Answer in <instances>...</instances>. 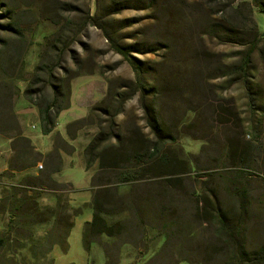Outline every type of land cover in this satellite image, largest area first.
I'll use <instances>...</instances> for the list:
<instances>
[{
    "label": "rangeland",
    "instance_id": "obj_1",
    "mask_svg": "<svg viewBox=\"0 0 264 264\" xmlns=\"http://www.w3.org/2000/svg\"><path fill=\"white\" fill-rule=\"evenodd\" d=\"M97 3L0 0V264H108L110 260L118 264H232L222 240L215 236V222L203 213V205L210 207L213 195L223 211L241 215L237 247L243 264L264 249V15L254 0H187V21L183 15L172 20L145 10H126L115 16V24L122 19L135 22L123 31L130 43L155 45L147 47L149 53L135 57L154 70L150 76L154 90L167 85L168 94L161 95L156 104L158 113L182 126L163 149L176 159L175 166L126 183L111 178L91 188L96 165L86 172L83 152L98 129L85 125L70 139L66 126L87 117L90 108L104 98L108 81L117 87L134 79L130 66L111 50L103 33L84 24ZM214 22L222 24L233 39L207 35L206 27ZM7 24L13 28L5 29ZM168 37L178 40L176 68L169 67ZM241 58L248 64L243 68L250 69L244 84L212 71L214 62L226 68ZM36 68H43L42 74H36ZM191 68L197 70L196 78ZM67 85L68 108L57 117L53 132L43 136L39 109L54 93L63 98ZM28 88L32 91L29 100L24 93ZM203 102L214 111L228 109L232 113L229 123L218 125L214 117L209 119ZM202 117L203 123L189 125ZM116 124L115 131L123 139L136 131L152 140L136 98L126 103ZM19 130L42 151H51L56 139L68 142L60 172L53 176L64 186L63 192L32 184L31 178L41 170L38 166L46 169L43 162L25 171L10 169L17 164L14 141ZM231 147L244 153L242 164L230 154ZM99 189L118 194L123 202L134 198H153V202L146 204L140 222L128 213L115 216L114 221H128L129 226L111 239H89L87 249L83 229L92 218L91 200ZM25 193L39 197L32 203L33 216L17 211ZM58 196L63 197L70 214L67 220L73 224L66 250L53 244L65 229L64 224L54 225L52 218Z\"/></svg>",
    "mask_w": 264,
    "mask_h": 264
},
{
    "label": "trees",
    "instance_id": "obj_2",
    "mask_svg": "<svg viewBox=\"0 0 264 264\" xmlns=\"http://www.w3.org/2000/svg\"><path fill=\"white\" fill-rule=\"evenodd\" d=\"M254 1L260 13L264 15V2L262 0ZM186 2L187 0H98L95 13L91 16H86L84 24L93 26L103 33L105 39L110 44L111 50L130 66L134 76L133 81H123L117 87H114L113 83L108 81V89L104 98L90 108L87 117L76 120L66 126V134L70 139H74L76 133L85 125L93 124L98 129V132L91 138L83 152L85 171L90 172L92 167L96 165V171L90 179L91 188L101 187L103 183L106 184L107 180L111 178L126 183L131 179H138L140 176L148 174V172L151 173V171L176 165V159L164 153L163 149L169 140L173 139L175 133L182 125L179 127L176 124L177 120L163 117L158 113L156 107L159 97L168 94L166 92L167 85L157 86V90H154L155 87L150 83V76L154 74V70L148 64L135 57L136 54L149 53L147 47L155 45L140 41L130 43L129 40L131 38L126 33H123V31L132 27L135 22L131 19H122L116 20L115 24L114 17L126 10H145L154 13L156 16L166 15L172 20L180 18L183 15L182 18L187 21L189 11H186ZM262 23L264 26V16ZM221 25L218 22H214L206 27L205 33L216 39H233V35L225 33ZM4 28L9 30L13 26L12 24H7ZM186 32H190V30H186ZM151 35L153 36V34ZM137 39L138 37H136ZM167 41L168 45L166 44L167 47L165 49L170 51L172 57V64L169 67L176 68L178 60H175L174 56L178 54L175 53V46L178 40L168 37ZM243 64L245 67L248 65L244 61L242 63V58L236 64L226 66V68H218L217 63L214 62L212 71L233 77L237 83L244 84L248 81L250 69L243 68ZM42 70L43 68H36L35 72L36 74H42ZM190 73H193V78L197 77L196 69L191 68ZM31 92L30 88L24 91L28 100ZM69 96L70 87L67 85L66 95L63 98H60L58 93L56 95L54 93L52 100L44 107H40L39 122L41 135L49 136L53 132L57 117L68 108ZM133 98H136L138 101L139 109L142 111L146 128L149 130V136L152 137V140H145L136 131H132L123 139L115 131L117 128L116 118L124 112L126 103ZM202 104L209 119L214 117L218 125L229 123L228 117L232 113L228 109L218 107V111H214L207 102H203ZM191 113L193 117L199 116L194 112ZM193 123H203V117L202 119L194 118L193 122L189 125ZM14 144L17 145L14 148L17 164L11 165V170L25 171L35 167L37 163L43 162L46 169L43 171L41 169L34 178H31L34 181L32 184L51 190L59 189L58 191L62 192L65 190L62 184L57 183L53 179V176L60 172L62 164L61 154H66L69 151L70 146L68 142L56 139L52 150L48 154L42 155L36 151L30 140L24 137L19 130ZM230 154L237 160L238 164H242L245 156L244 153L242 154V151H237L231 147ZM239 195L242 199V194ZM38 198L32 195L29 196L26 193L23 194L19 200L21 204L18 205L17 211L21 212L25 210L27 215L33 216L31 213L34 210L32 203ZM62 198V196L56 198V207L52 212V218H54V225L59 227V225L64 224L65 229L62 231L63 234L60 240L54 241L53 244L59 246L61 249L64 247L67 249V239L73 224L67 220L70 218V214L68 215V209L64 205V201H61ZM150 200L153 202V198H134L123 202L118 194L116 196L114 192L110 193V190L99 189L94 192L91 200L93 209L92 218L89 222L85 223L83 229L84 246L88 249L89 239L91 238L104 237L111 239L120 235L129 226L130 222L127 221L128 223H125L124 220L114 221L113 219L117 215L128 213L133 220L140 222L144 218L145 206ZM212 202L210 207L203 205V213L208 215L209 220L215 222L217 226L215 236L217 239L222 240L223 246L226 247V255L230 258L229 261L232 264H242V251L237 247L241 215L223 211L214 195ZM54 225L52 226L53 228ZM2 245L3 240L0 239V250ZM256 259L259 261V264H264V249L257 253L256 256L254 255L252 258L246 259L243 264H253ZM118 263V261L113 262L112 260L108 262V264Z\"/></svg>",
    "mask_w": 264,
    "mask_h": 264
},
{
    "label": "crops",
    "instance_id": "obj_3",
    "mask_svg": "<svg viewBox=\"0 0 264 264\" xmlns=\"http://www.w3.org/2000/svg\"><path fill=\"white\" fill-rule=\"evenodd\" d=\"M24 137H27V138L30 140L31 144L36 148V151H38V152H40V153H42V154H45V153H47V152L50 151V149H48V150H46V151H42V150H40V149L38 148V146L34 143L33 138L30 137L28 134H24ZM5 169H6V168H5Z\"/></svg>",
    "mask_w": 264,
    "mask_h": 264
},
{
    "label": "built area",
    "instance_id": "obj_4",
    "mask_svg": "<svg viewBox=\"0 0 264 264\" xmlns=\"http://www.w3.org/2000/svg\"><path fill=\"white\" fill-rule=\"evenodd\" d=\"M38 168H39V169H42V165H39Z\"/></svg>",
    "mask_w": 264,
    "mask_h": 264
}]
</instances>
